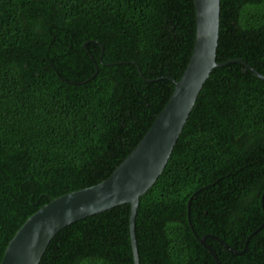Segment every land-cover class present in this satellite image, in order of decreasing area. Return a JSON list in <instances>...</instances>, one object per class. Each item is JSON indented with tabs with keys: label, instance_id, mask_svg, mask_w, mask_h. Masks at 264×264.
Returning a JSON list of instances; mask_svg holds the SVG:
<instances>
[{
	"label": "trees",
	"instance_id": "trees-1",
	"mask_svg": "<svg viewBox=\"0 0 264 264\" xmlns=\"http://www.w3.org/2000/svg\"><path fill=\"white\" fill-rule=\"evenodd\" d=\"M194 37L193 0H0V260L28 216L129 154ZM238 59L264 75V0H220L227 62L139 197V264H215L201 237L220 264H264V79ZM129 207L65 225L38 264H134Z\"/></svg>",
	"mask_w": 264,
	"mask_h": 264
},
{
	"label": "water",
	"instance_id": "water-1",
	"mask_svg": "<svg viewBox=\"0 0 264 264\" xmlns=\"http://www.w3.org/2000/svg\"><path fill=\"white\" fill-rule=\"evenodd\" d=\"M193 6L195 37L191 55L179 80L174 81L170 97L142 138L106 178L55 197L28 216L9 239L0 264H38L50 239L62 227L122 203L130 205L131 250L134 264H139L134 233L139 197L149 189L164 168L211 70L227 62L216 61L220 0H193ZM238 61L264 79V75L243 60ZM199 240L212 255L215 264H220L204 237ZM224 246L227 247L226 244Z\"/></svg>",
	"mask_w": 264,
	"mask_h": 264
}]
</instances>
